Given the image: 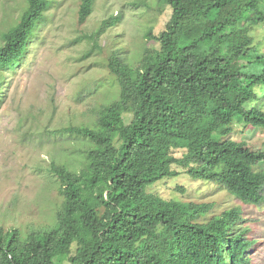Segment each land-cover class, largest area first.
I'll list each match as a JSON object with an SVG mask.
<instances>
[{
  "label": "trees",
  "instance_id": "16d2710c",
  "mask_svg": "<svg viewBox=\"0 0 264 264\" xmlns=\"http://www.w3.org/2000/svg\"><path fill=\"white\" fill-rule=\"evenodd\" d=\"M156 1L171 13L162 30L148 33L153 44L133 64L115 50L108 57L118 98L97 110L93 127L57 130L82 147L70 153L77 169L68 159L50 161L61 200L54 222L28 232L0 227V264H55L66 244L70 264H251L257 238L247 237L239 207L201 219L212 204L164 199L151 188L185 173L243 204H263L264 148L250 150L230 135L235 124L241 134L264 130V36L251 34L264 27V0ZM50 4L26 0L0 33V70L20 62ZM93 4L81 0L79 22ZM119 20L99 23L91 51ZM180 144L185 151L175 157ZM257 227L264 231L262 222Z\"/></svg>",
  "mask_w": 264,
  "mask_h": 264
},
{
  "label": "rangeland",
  "instance_id": "374dc122",
  "mask_svg": "<svg viewBox=\"0 0 264 264\" xmlns=\"http://www.w3.org/2000/svg\"><path fill=\"white\" fill-rule=\"evenodd\" d=\"M80 2L51 0L20 62L0 70V227L4 229L28 232L54 222L61 200L56 180L48 172L50 161L65 164L68 159L77 169L79 158L70 153L82 147L80 138L57 130L72 124L93 125L97 110L119 94L106 66L111 52L135 63L154 42L148 33L153 36L162 30L171 13L156 0H94L90 14L79 22ZM25 6L26 0H0V33L18 20ZM110 15L120 20L99 36L100 49L91 51L90 35ZM251 34L263 38L264 27ZM129 118L124 116L126 122ZM240 129L241 124H235L230 137L244 140L253 151L264 148V130L241 134ZM180 145L171 150L175 157L185 151ZM151 189L164 199L212 204L201 219L239 207L242 224L250 227L247 237L257 238L248 248L251 264H264V231H257L259 222L264 225V202L259 207L243 204L221 186L185 173L161 180ZM71 248L72 244L61 246L55 264H70Z\"/></svg>",
  "mask_w": 264,
  "mask_h": 264
}]
</instances>
